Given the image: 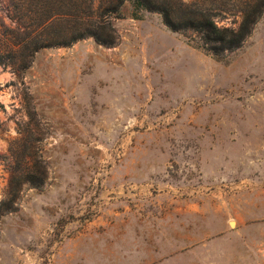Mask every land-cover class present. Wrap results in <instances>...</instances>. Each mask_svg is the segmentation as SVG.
<instances>
[{
  "label": "rangeland",
  "instance_id": "obj_1",
  "mask_svg": "<svg viewBox=\"0 0 264 264\" xmlns=\"http://www.w3.org/2000/svg\"><path fill=\"white\" fill-rule=\"evenodd\" d=\"M177 1L221 29L264 4ZM78 4L98 39L24 65L48 13L0 0V264H264V12L216 56L133 0Z\"/></svg>",
  "mask_w": 264,
  "mask_h": 264
},
{
  "label": "trees",
  "instance_id": "obj_2",
  "mask_svg": "<svg viewBox=\"0 0 264 264\" xmlns=\"http://www.w3.org/2000/svg\"><path fill=\"white\" fill-rule=\"evenodd\" d=\"M35 3L37 9L41 6V11L48 14L45 20L39 19L36 30H32L21 40L24 45L31 48L29 54L23 57L24 65L33 53L41 49L69 46L89 36L98 39L92 29L100 22L83 15L84 8L78 4L79 0H35ZM133 6L136 11L158 12L164 24L174 31L193 30L197 32L204 47L216 56L239 48L251 33L256 20L264 12V4L256 6L253 11L244 12L237 29H221L217 27L210 13L195 5L184 4L180 1H177L175 8L168 3V0H161V2L159 0H133ZM87 8L90 9V5ZM54 26H58L59 29H54ZM16 52L17 50H14V53Z\"/></svg>",
  "mask_w": 264,
  "mask_h": 264
},
{
  "label": "water",
  "instance_id": "obj_3",
  "mask_svg": "<svg viewBox=\"0 0 264 264\" xmlns=\"http://www.w3.org/2000/svg\"><path fill=\"white\" fill-rule=\"evenodd\" d=\"M230 226L233 227L234 226V222H230Z\"/></svg>",
  "mask_w": 264,
  "mask_h": 264
}]
</instances>
